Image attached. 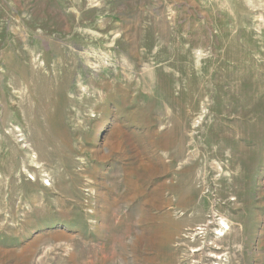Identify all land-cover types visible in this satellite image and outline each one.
<instances>
[{"label": "rangeland", "instance_id": "rangeland-1", "mask_svg": "<svg viewBox=\"0 0 264 264\" xmlns=\"http://www.w3.org/2000/svg\"><path fill=\"white\" fill-rule=\"evenodd\" d=\"M0 264H264V0H0Z\"/></svg>", "mask_w": 264, "mask_h": 264}]
</instances>
